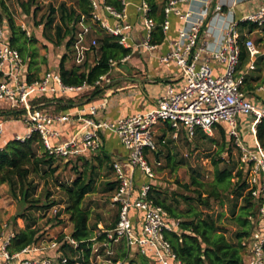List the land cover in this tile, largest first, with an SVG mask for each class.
I'll return each mask as SVG.
<instances>
[{"label":"built area","instance_id":"1","mask_svg":"<svg viewBox=\"0 0 264 264\" xmlns=\"http://www.w3.org/2000/svg\"><path fill=\"white\" fill-rule=\"evenodd\" d=\"M90 1L91 12L89 16L80 15L77 21L80 27L71 43L77 60L88 52L94 58L96 55L98 42L92 37L94 29L88 21L105 33L115 36L120 45L130 49V53L139 47L149 51L156 48L157 45L150 41L155 21L149 16V6L144 0L136 6L145 30V35L139 42L131 41L133 24L129 21L126 0H120L121 10L105 4L103 0ZM197 2L200 5H195ZM211 2L212 0L165 2L164 20L161 24L163 34L169 27L171 14L181 20L182 26L177 38L169 42V50L158 59L163 65L174 64L179 67L183 77L181 88L176 90L172 84H168L151 109L117 120L96 118L101 104L82 102L60 112L48 111L45 105L66 104L67 100L91 92L95 86L108 85L111 82L110 72L124 63L130 53L121 59H109L108 72L100 75L93 84H65L58 70L52 69L28 80L26 59L18 49L9 44V37H4L0 27V105L9 111H15L26 124L24 133L15 134L13 139L24 142L33 133H38L45 152L67 161L95 153L102 145L103 134L111 132L127 152L124 159L111 162L115 188L110 204L117 211L113 226L98 225L91 237L82 241L84 246H80V241L72 238L71 233L63 231L57 236L43 234L34 243L10 252L8 247L15 229L4 221L0 224V264H126L129 260L130 264H136L133 258L137 255L149 256L156 264H184L165 237L166 232L178 230V221L172 219L150 197V181L155 174L148 162V155L159 151L158 144L154 141L159 124L165 133L162 136L163 143L167 133H171L174 140L180 138L181 131L189 139L197 131L211 136L217 125H221L233 138L239 149L238 164L245 170L247 189L255 200H259L254 213L248 217L252 224L251 231L241 240L243 263L264 264V149L256 141L255 147L251 149L241 141L235 118L238 114L251 115L253 135L256 125L264 118V100L251 99L244 89L248 73L255 69V60L264 54L247 36L243 45L249 62L245 68L238 69V22L255 23L259 28L263 26L264 0L240 19L232 18L231 12L223 16L221 3H216L210 11ZM179 3H186L187 8L178 9ZM108 18L113 19L114 23L111 24ZM218 18L225 21L220 23V39L216 45L211 46V43L200 39L201 31L205 29L209 32ZM20 27L28 33L24 23ZM202 53L207 54V57L203 59ZM212 62L222 66L221 71L215 73ZM256 90L264 92L261 86ZM42 97L47 100H41ZM16 115L0 113V137L5 131V118ZM67 122L77 123L78 127L68 138L62 139L56 127ZM49 209L51 216H56L59 210L56 205ZM117 244H121V250H117ZM70 248L72 251L67 254L65 250ZM50 252H55V256Z\"/></svg>","mask_w":264,"mask_h":264},{"label":"trees","instance_id":"2","mask_svg":"<svg viewBox=\"0 0 264 264\" xmlns=\"http://www.w3.org/2000/svg\"><path fill=\"white\" fill-rule=\"evenodd\" d=\"M103 1L117 10L122 9L120 0ZM144 1L149 6V16L155 21V26L150 34V41L155 44H161L164 40V34L161 29V24L164 20V5H159L156 0ZM164 1L166 2L167 0ZM16 2L24 17L30 13L35 14L37 8L35 0H16ZM32 7H34L33 10ZM90 12V0H72L71 5L61 3L56 9L51 7L42 35L48 39L47 41L57 45L65 41V46L69 47L73 40V24L78 21L81 14L89 16ZM56 17L57 22H55ZM4 22L7 23L10 31L9 44L18 49L25 58L24 54L27 53L28 45L31 43L33 45L36 42V38L27 36L25 30L14 22L12 13L5 0H0V25ZM52 27L54 29V36L47 35L45 28L51 30ZM242 28H247L248 33H250L259 27L257 24L251 22H238V29L240 31L238 39L240 45L238 69H242L248 59L247 50L243 45L246 35L241 32ZM97 42L96 55L92 64L84 61L79 66L66 67L64 65L66 55L64 54L60 58L57 70L63 83L68 85H78L83 82L93 84L100 75L108 72L109 59H121L130 53V49L120 45L117 42V38L113 35L105 33L97 38ZM34 57L35 52L32 51L27 61L28 80L37 77V68L34 67ZM245 83L248 89L252 87L247 83V79ZM259 86L260 84L255 88ZM105 87L95 86L89 93L88 99L90 100L103 91ZM41 100L45 101L47 98L42 97ZM72 107L71 100H68L66 104L59 103L60 111H65ZM0 113L16 115L15 111L9 110H1ZM215 131L218 134L219 140L209 137L202 131L196 132V135L199 134L207 137L212 142L215 141L218 144V148L214 153L217 157L212 158L213 172L211 180L203 181L197 175H191L189 183L182 186L185 190L193 187L191 189L192 195L179 194L180 199H177L173 194L171 199L174 200V205L167 203L165 198L161 197L162 191L154 184H152L151 188L150 197L157 204L161 205L172 219L178 221V230L166 232L165 237L170 242L172 250L184 264H244L241 254V240L248 236L251 231L252 224L248 217L254 213L259 202V200H255L251 196L250 190L247 189L245 170L238 164L239 149L234 144L233 138L226 133L221 125H217ZM254 139L264 149V118L256 125ZM5 140L2 142V147H0V186L7 184L13 196L19 197L25 203H30L29 209L46 210L53 206V201H44L40 204L38 203V199L32 198L35 186L29 177L30 175H39L42 172L46 173V171L54 173L57 166H52V164L56 157L45 152L38 133H33L24 142L13 139V137ZM159 140L167 150L165 154V167L174 169L175 161L169 152L167 144L161 142L162 136ZM101 149L102 146L100 147ZM234 149L238 151V156L235 160L232 158V151ZM99 153L95 156V159L99 164L103 161L107 162L108 168L111 169L110 156L103 149ZM154 154L159 159L162 150ZM224 154L226 157H224ZM78 159L85 158L81 156ZM220 163L226 164L224 167H220ZM84 165V170L79 172V176L69 184H59V187L66 195L63 211L68 215L72 224L71 237L80 241V246H84L85 243L82 241L90 238L92 235V230L88 225L89 211L82 206V201L92 191L96 176V166L90 164V160L85 159ZM113 184L112 182L106 183L109 187ZM226 192H229L230 197L234 201L229 218V221L235 226L233 239L226 236V227L220 224L219 219L209 212L212 204L220 203L222 194ZM238 200H241V203L237 206ZM182 203L183 207H181ZM17 217H23L27 220V223L23 228L15 230L8 247L10 252L18 251L26 245L34 243L45 233L43 232L44 230L36 227L35 218L27 217L24 213L18 214L14 219ZM54 218L57 219V217ZM114 223L115 221L109 227L113 226ZM54 224H61V220H56ZM49 226H52V224H49ZM85 258H87V252ZM133 260L136 264H156L149 256L137 255ZM130 263V260L126 262V264Z\"/></svg>","mask_w":264,"mask_h":264},{"label":"rangeland","instance_id":"3","mask_svg":"<svg viewBox=\"0 0 264 264\" xmlns=\"http://www.w3.org/2000/svg\"><path fill=\"white\" fill-rule=\"evenodd\" d=\"M5 2L12 13L14 22L18 25L24 23L26 29L28 30V33H26L27 36L30 38H36V42H34L33 45L32 43L28 45L27 53H25L24 56L26 61H28L29 54L32 53V51L35 52L34 67L37 68V74H41L43 71L48 69L57 70L59 60L64 54L66 55L64 61V65L66 67L79 66L83 64L84 61L88 64H92L94 57L90 52L85 53L83 58L77 60L75 54L76 51H73L71 46L72 44H70L69 47H66L65 41H62L59 45H57L47 41L48 39L42 35L44 24L48 20L50 8L52 7L56 9L61 3L71 5L72 0H35V5L37 6L35 14L30 13L25 17L22 15L16 0H5ZM33 8L34 7H32V10ZM136 16L140 22L141 14L136 13ZM55 22H57V17ZM88 23L94 29V35L92 37L97 39L105 34V32L93 22L88 21ZM0 27L3 30L4 37L8 38L10 31L7 23H2ZM79 27L80 25L77 22L73 24V36ZM242 30H244V32H248L247 28H242L241 31ZM45 32L47 35L54 36L53 27L51 30L45 28ZM248 37L253 40L260 52H264V28H261V30L258 29V31H255ZM142 49V47H139L136 51H141ZM248 62L249 60L247 59L243 68L247 66ZM113 78V75H110L111 81ZM247 83L252 87L248 89L246 85H244V89L248 91V94L251 97H256V94L264 97V92L257 91L255 89L258 84L264 88V54H261L255 60V69L248 73ZM86 93L76 98V101H81L89 95L90 92ZM45 107H48L46 108L48 111L60 112L59 104L51 106L46 104ZM1 110L5 111L7 108L0 105V112ZM235 118L241 141L248 148H254L255 139L251 131V123L253 120L252 116L248 114H238ZM25 125L26 124L23 120H21L20 116L16 115L11 118L6 117L4 124V139L13 137L15 134L24 133L26 130ZM159 126L160 124L157 125L154 141L158 144L159 150H162V154L159 156V159H157L154 152H150L148 155V162L155 174V177L150 181V183L154 184L162 191L161 197L165 198L167 203L174 205V200L171 199L173 194L177 199H180L179 194L188 196L192 195L191 189L193 187H190L189 190H185L182 186L183 184L189 183V177L191 175H197L203 181L211 180L213 172L212 158L217 157L214 153L218 148V144L217 142H212L209 138L203 137L199 134H195L193 138L189 139L187 135H185L184 131H181L180 138L174 140L171 138V133H167L164 144H167L169 152L175 161V168L170 169L165 167V154L167 150L162 146V143L159 142V138L163 136V131L158 130ZM209 137L219 140L218 134L214 130L212 135ZM95 153L98 155L99 151L97 150ZM95 153H88L87 155L82 156L83 158L90 160V164H94V166H96L94 187L82 201V206L89 211L88 225L91 230L96 229L98 223L104 225L112 224L115 221L116 215L115 208L111 207L110 204V195L113 188L106 185L111 177V170L108 168L107 162L103 161L101 164L98 163L95 159V156H97ZM232 156L234 160L237 158L238 151L236 149L232 151ZM224 157H226L225 154ZM85 159H78L77 157L66 161L60 158H55L52 166H57V169L54 173L46 171V173L42 172L39 175H30L29 179L35 186L32 198L38 199V203L40 204L44 201H53L54 205L59 208L56 216H51V209L49 208V210H38L36 208L29 209L28 206L30 203H25L19 197L13 196L9 191L8 185L2 184L0 186V223L7 221L10 225H12V227H14L15 230L23 228L27 223V220L23 217H17L16 219H14V217L18 214L24 213L27 217L35 218L36 227L44 230V234L48 236H57L64 230V228H66V232H69L72 229V224L68 215L63 211L66 203V195L59 187V184H69L72 180L79 176V172L84 170ZM158 162H160V164H158ZM225 164L226 163H220L219 166L224 167ZM45 168L47 167L45 166ZM233 202L234 201L230 197L229 192H226L222 194L221 202L213 203L211 209L209 210L215 218L219 219L220 224H223L226 227V236L230 239H233V233L235 230L234 224L229 221ZM240 203L241 200H238L237 206ZM181 207H183V203ZM54 217H57V219ZM58 219L61 220V224H54ZM49 224H52V226H49ZM115 247L117 250H121V244H117ZM65 251L69 254L72 249L70 248V250ZM50 253L52 256H55V252Z\"/></svg>","mask_w":264,"mask_h":264},{"label":"crops","instance_id":"4","mask_svg":"<svg viewBox=\"0 0 264 264\" xmlns=\"http://www.w3.org/2000/svg\"><path fill=\"white\" fill-rule=\"evenodd\" d=\"M141 1L142 0H126V10L129 16V21L133 24V29L130 31V37L132 38L131 41L135 42L141 41L145 35L144 27L136 16V13L138 14L136 6ZM156 1L162 6L165 3L164 0ZM262 2L263 0H212L209 5V10L211 11L216 3H221V14L223 16H226L227 13L231 12L230 16L232 18L240 19L246 12L259 6ZM195 5H200V3L197 2ZM177 8L185 10L187 8V4L179 3L177 4ZM169 20L170 24L164 34V40L161 44H156V48L152 51L145 49H142V52L136 50L132 51L129 58L124 63H120L117 68L110 72V75H113L114 78L108 85H106L103 91L92 97L90 100L88 99V96H86L81 101H76V98L80 97L77 96L74 99H71L73 106L82 102H87L89 104H101V107L98 109L95 117L99 119L117 120L120 117L151 109L158 96L165 91L168 84H172L176 90L180 89L183 83V77L179 67L174 64L168 66L163 65L158 59L159 56L165 54L169 50V42L177 38L178 31L182 26L181 20L173 14L170 15ZM108 21L111 24L114 23V20L111 18H108ZM224 21L225 20L222 18L215 20V25H212L209 32L202 29L200 39L211 43V46L216 45L221 37L220 23ZM261 28L258 29L261 30ZM258 29L250 33L244 32V30L241 32L248 37L255 31H258ZM201 56L204 59L207 57V54L202 53ZM212 64L214 65L215 73L221 71L222 66L216 65L213 62ZM251 99L264 100V97L256 94V97L252 96ZM77 127V123L67 122L57 126L56 128L59 130L61 138L65 139L68 138L77 129ZM160 128L161 126L158 127V130L162 131ZM163 134H165L164 131ZM4 138L5 136L3 133L0 137V147H2V142L5 140ZM102 140V149L110 156L111 162L115 159H124L126 157L127 152L115 134L105 132L102 136ZM102 149H99L98 151L100 152ZM108 181L114 183L112 170L111 177ZM111 186L110 188H113L111 191L112 195L115 183ZM132 212L135 214V211ZM98 225L109 227L111 224L104 225L98 223L97 226ZM94 230H92V234ZM63 231H66V228H64ZM71 232L72 229L68 233Z\"/></svg>","mask_w":264,"mask_h":264}]
</instances>
